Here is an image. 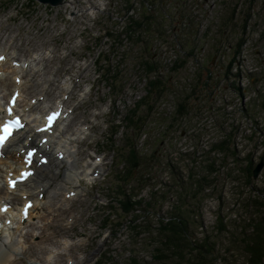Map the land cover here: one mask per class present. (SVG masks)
<instances>
[{"label":"rangeland","instance_id":"rangeland-1","mask_svg":"<svg viewBox=\"0 0 264 264\" xmlns=\"http://www.w3.org/2000/svg\"><path fill=\"white\" fill-rule=\"evenodd\" d=\"M247 9L245 0H64L56 6L0 0V49H15L28 62L52 59L37 73V85L25 86L24 96L45 87L52 89L46 95L52 103L53 97L67 101L62 128L75 135L67 142L71 159L82 173L90 172L81 178L84 191L67 208L64 190L46 193L27 226L4 232L9 245L0 246V253L13 246L18 264H166L158 257L160 220L180 206L196 237L212 234L213 264H249L238 239L255 216L250 202L264 188V168L247 186L233 176L234 157L212 150L232 133L239 164L246 156L255 164L264 157V0L255 4L246 42L226 75ZM131 19L143 22L132 35L126 33ZM145 61L157 66L154 72ZM54 78L71 84L72 94H62ZM151 78L160 82L148 94ZM0 93L7 99L6 91ZM186 95L189 113L181 115L178 104ZM133 109L142 116L141 129L128 124ZM131 142L143 165L126 184L119 172ZM213 157L217 174L208 167ZM205 175L212 182L202 181L199 190L196 179ZM119 190L139 192L140 209L126 217ZM219 217L226 229L217 227ZM37 241L48 250L29 252Z\"/></svg>","mask_w":264,"mask_h":264},{"label":"bare ground","instance_id":"bare-ground-1","mask_svg":"<svg viewBox=\"0 0 264 264\" xmlns=\"http://www.w3.org/2000/svg\"><path fill=\"white\" fill-rule=\"evenodd\" d=\"M25 43H27V41ZM9 51L10 50L7 48L0 49V61H2V63H0V86L3 85L6 87L3 91L8 90V92L10 91L11 93L12 90L16 89L20 92L16 107L20 112H22L27 123L23 129L15 132L12 137L8 139L4 147V153L0 156V209L3 205L10 206L6 213L0 212V218L2 222L0 225V246H6L9 243V238L4 237L5 231H11L12 229L13 232L15 228L18 229L20 224H25L27 226V224L30 223V219H32L34 215V211L38 208V205L43 202L46 193L49 194L50 192L55 193L56 195L58 193L57 191L61 189L64 190L65 199L64 203H62V207L67 208V204L72 203V201L75 200L82 191H84L81 178L83 176H90V172L88 170L83 173L78 170L76 159H71L73 154L70 152L67 142L73 140L75 135H68L69 129L65 130L62 128V121H57L52 127L53 129L51 132H42L41 130L38 131L41 119L45 113L52 108L51 106L55 105L62 108L65 106L67 101L63 103L62 100L58 99L57 97H53L50 98L51 100H54L52 103V101L46 99L48 91L52 89L49 88L46 90L44 89L45 87L37 94H33L30 98H28V96H24L23 94V90L26 89L25 86L34 87L37 85L36 80L40 79L37 73L44 70L49 60L52 59L44 55L39 61L38 59H31V62H28V60L23 61L21 57H17L14 54L15 49L14 52ZM48 67L51 68V65L48 64ZM6 68H8V70L10 68V71L6 70ZM10 74H14L15 76L13 75V77H10ZM19 78H21V80ZM45 80L48 81L47 79ZM53 81L58 82L60 79L54 78ZM64 82L65 83H63V81L62 83L58 82L57 87H62V94L64 93L65 95L70 96L73 90L72 85L66 81ZM10 93H7L8 95L7 99H5V103L3 100L5 97H2V93H0V118L1 116L5 115V105ZM66 111L67 110H65V112ZM30 145H36L39 148L40 156L44 157L45 160L44 162H38L37 160L33 162V176L27 181L19 183L15 187L10 188L8 185V180L10 177L15 176L20 171V169L26 165L23 160L24 153L26 148ZM67 162L69 163L68 165H66ZM62 168L65 170L64 173L61 172ZM92 174H95V172H92ZM51 188L53 189L50 191ZM47 197L50 198L51 194L47 195ZM30 198L33 199L34 205L32 206L28 217L24 218L21 215V207L19 208V204L21 205L20 200H23V205V203ZM48 198L47 203L51 204L50 199L48 200ZM6 219H9L12 224H7L5 222ZM43 226H45V224ZM43 226H40V229L43 230ZM33 234V232L30 233V230H27L26 235L30 236ZM31 244L32 245L29 247V252L32 251V254L35 252L32 249L35 248L39 249V247H42L43 251L48 250L47 246H44L45 248H43V246H41L40 242L38 241ZM10 250L11 252H6L3 255L1 254L2 252L0 253V264L19 263L16 262L15 259H12V252L15 253V248L12 246L10 247Z\"/></svg>","mask_w":264,"mask_h":264},{"label":"trees","instance_id":"trees-1","mask_svg":"<svg viewBox=\"0 0 264 264\" xmlns=\"http://www.w3.org/2000/svg\"><path fill=\"white\" fill-rule=\"evenodd\" d=\"M258 0H245L248 4V9L246 11V17L244 19V25L242 30V35L239 37L235 49L233 51V56L228 63V69L226 75L228 76L232 72V68L234 67L235 63H237L241 47L245 44L246 38H244V32L246 31V26L249 24V20L252 17L253 8ZM152 16L146 15L145 18L149 19ZM143 22L139 19H131L129 24L126 28V33L133 34L136 28L142 27ZM185 62V60H183ZM144 64L146 65V69L148 72H154L156 69V65L145 61ZM179 65V64H178ZM177 66V65H176ZM172 66V67H176ZM240 73H237L235 76H239ZM199 78H202L203 73H197ZM212 77V74L209 75V78ZM109 81L111 83H116L117 79L110 77ZM159 78H151L148 81L149 93H155L154 87L157 86ZM239 89V88H238ZM241 94L243 92L241 91ZM188 97L187 95L181 97L178 104V112L179 114L183 115L185 113H189L188 107ZM143 104V102L141 103ZM139 103V107L141 106ZM141 117L138 115L136 109L131 110L127 118L129 126L133 127V125L138 126L141 129L142 124ZM128 127V125H127ZM130 137V136H129ZM232 140V133H230L226 139H223L221 142H218L213 145L212 150L215 152H224L225 156L234 157L236 160V167L237 173L234 176L239 177L241 179L244 178L245 184L248 186L253 182L254 177V168L256 164L253 162L251 155L246 156L245 164H239L238 157L239 154L237 150L233 148L231 145ZM128 150L126 151V156L124 158V169L119 172V180L121 183L130 184L133 174L138 173L140 168L143 165V160L140 156V152L135 148L134 143H130V146H127ZM216 158H211V161L208 164L209 171L211 173H216L218 168L216 167ZM124 172V173H122ZM235 172V169H234ZM230 174L233 173V170L229 172ZM209 175H205L196 179L198 181L201 190V186L205 184L211 183L212 181L208 179ZM206 187V186H205ZM129 191V190H128ZM127 190H119V196L117 198V202L121 205V210L125 214V216H129L131 213L136 212L140 209V204L142 203V198L139 197V192L132 193L128 192ZM250 204L253 205L255 208L254 210V217L246 223L242 227L243 235L238 239L239 245L242 247L244 256L247 257L249 264H264V188H258V192L256 195H252ZM180 206H176V212L172 217L168 218L167 221H161L159 225V232L162 236L161 238V247L159 249L158 257L165 262L166 264H213V261L217 258L216 255L213 253L215 249V241L212 239L211 233H206L203 238H198L195 236V232L192 230V221L185 216L183 208ZM112 219L114 214L109 215ZM139 217L132 219L134 224V228L137 230V234H141V228H137L138 224L135 222L138 220ZM109 219V218H108ZM122 222H118V225H121ZM137 224V225H136ZM107 226V225H106ZM219 229H226V225L221 217H219V223L217 224ZM214 243V244H213ZM177 257L179 260H172V257ZM135 263L136 260H134ZM101 264V262H100Z\"/></svg>","mask_w":264,"mask_h":264},{"label":"snow or ice","instance_id":"snow-or-ice-1","mask_svg":"<svg viewBox=\"0 0 264 264\" xmlns=\"http://www.w3.org/2000/svg\"><path fill=\"white\" fill-rule=\"evenodd\" d=\"M9 114H11V109H9ZM50 122L54 117L49 118ZM23 125L20 123L19 119L15 120H9L8 122L4 123L3 125H0V131H2V134H0V148H2L8 139L9 136H11L12 132L14 130H18L22 128ZM32 153H29L31 155ZM11 185L15 186V181H10Z\"/></svg>","mask_w":264,"mask_h":264},{"label":"water","instance_id":"water-1","mask_svg":"<svg viewBox=\"0 0 264 264\" xmlns=\"http://www.w3.org/2000/svg\"><path fill=\"white\" fill-rule=\"evenodd\" d=\"M41 3H48L51 5H58L63 3L64 0H37ZM264 168V157H261L260 161L256 164L255 168H254V177L257 178L260 175V172L262 171V169Z\"/></svg>","mask_w":264,"mask_h":264}]
</instances>
